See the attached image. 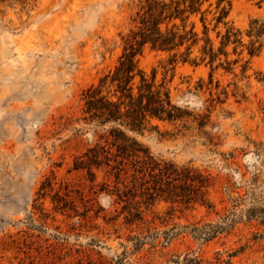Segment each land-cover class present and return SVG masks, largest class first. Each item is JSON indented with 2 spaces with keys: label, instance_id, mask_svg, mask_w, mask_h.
Returning <instances> with one entry per match:
<instances>
[{
  "label": "rangeland",
  "instance_id": "374dc122",
  "mask_svg": "<svg viewBox=\"0 0 264 264\" xmlns=\"http://www.w3.org/2000/svg\"><path fill=\"white\" fill-rule=\"evenodd\" d=\"M229 1L247 45L264 0ZM139 2L0 0V264H264V44L229 47L228 69L144 47L180 120L137 134L84 112Z\"/></svg>",
  "mask_w": 264,
  "mask_h": 264
},
{
  "label": "trees",
  "instance_id": "16d2710c",
  "mask_svg": "<svg viewBox=\"0 0 264 264\" xmlns=\"http://www.w3.org/2000/svg\"><path fill=\"white\" fill-rule=\"evenodd\" d=\"M205 3L207 7L203 9ZM229 11V0H215L214 3L211 0H140L132 19L133 28L121 38L122 51L113 69L83 94L88 120H97L100 125H118L137 134L153 119L180 120L183 112L172 103L167 90L145 77L137 66V57L147 46L152 51L167 54L171 63L191 62L215 68L226 64L225 69H228L238 61L228 60L229 47L237 56L243 53L244 47L249 57L258 55L264 44V20L255 19L249 23L244 31L248 39L246 45L241 30L228 20ZM208 14L212 18L207 22ZM192 16L201 24L200 33L195 21L189 29L186 26ZM209 31L214 32L213 38ZM113 132L119 140L126 139L122 131L114 129ZM124 142L119 148L122 153L134 144L130 140ZM255 153L264 165V144H259Z\"/></svg>",
  "mask_w": 264,
  "mask_h": 264
}]
</instances>
